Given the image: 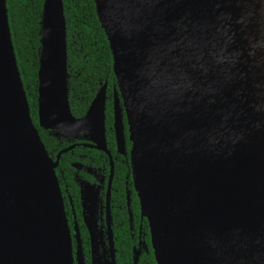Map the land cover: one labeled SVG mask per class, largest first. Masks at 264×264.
<instances>
[{
    "label": "water",
    "instance_id": "water-1",
    "mask_svg": "<svg viewBox=\"0 0 264 264\" xmlns=\"http://www.w3.org/2000/svg\"><path fill=\"white\" fill-rule=\"evenodd\" d=\"M111 55L112 129L129 167L140 215L146 219L155 264H230L201 227L156 133L134 61L107 0H92ZM182 72L181 83L201 113L204 143L215 155L218 202L230 214L236 264H264V0H150ZM185 78V79H183ZM65 26L61 0H42L36 71L37 127L48 136L85 139L112 160L104 138L105 84L85 113L68 107ZM33 125L0 0V264H73L55 167ZM207 148V147H206ZM207 148V149H208ZM208 151V150H207ZM213 155V156H214ZM136 183L138 187L136 188ZM44 193L45 201L38 199ZM83 200V203H82ZM92 264H114L109 242L102 258L92 212L80 195ZM44 212V225L40 226ZM76 258L81 263L74 229Z\"/></svg>",
    "mask_w": 264,
    "mask_h": 264
},
{
    "label": "bare ground",
    "instance_id": "bare-ground-1",
    "mask_svg": "<svg viewBox=\"0 0 264 264\" xmlns=\"http://www.w3.org/2000/svg\"><path fill=\"white\" fill-rule=\"evenodd\" d=\"M113 20L122 34L126 49L134 61L147 110L155 121L156 133L178 178L183 182L199 223L230 264L236 257L230 248V214L218 202L215 189L214 152L204 141L205 125L201 113L194 112L193 101L181 83L182 72L176 52L170 47L164 29L159 26L150 0H107ZM185 79V78H183ZM208 149H207V148ZM208 150V151H207ZM214 155V156H213ZM138 187L136 183V188ZM45 201L44 193L38 199ZM44 212L40 226L44 225Z\"/></svg>",
    "mask_w": 264,
    "mask_h": 264
},
{
    "label": "trees",
    "instance_id": "trees-1",
    "mask_svg": "<svg viewBox=\"0 0 264 264\" xmlns=\"http://www.w3.org/2000/svg\"><path fill=\"white\" fill-rule=\"evenodd\" d=\"M61 2L65 26L68 107L71 115L79 118L85 113L101 85L105 84V97L111 95L113 87L116 90V86L108 43L97 22L92 0H61ZM41 6L42 0H5L10 40L29 117L38 131L47 154L52 156L56 151L57 143L54 137L48 136L37 127L36 117V71ZM111 123V108L108 101L104 110V135L106 147L113 155ZM69 156H71L69 152L61 155L57 166V170L62 172L66 182L69 172L66 160ZM57 170L55 175L59 181ZM114 171H116L115 166ZM74 209L78 210V207ZM77 223L83 242L85 264H88V248L84 243L86 234L79 219ZM123 239L120 235L114 236L115 262L131 264L130 246L127 241L123 242Z\"/></svg>",
    "mask_w": 264,
    "mask_h": 264
},
{
    "label": "flooded vegetation",
    "instance_id": "flooded-vegetation-1",
    "mask_svg": "<svg viewBox=\"0 0 264 264\" xmlns=\"http://www.w3.org/2000/svg\"><path fill=\"white\" fill-rule=\"evenodd\" d=\"M110 102L111 119H112V93L107 95L105 103ZM105 110V104H104ZM122 125L124 136L123 153L116 151L114 134L111 123V132L113 138V155L109 152L112 160V175L108 184L109 163L103 152L90 148V142L85 139L63 140L55 139L56 151L54 155H48L54 160L58 151L72 146L66 153L71 156L67 158V182L62 176V172L57 170L59 175V190L64 207V213L67 220V226L71 236V254L73 264H77L76 258V241L74 234L76 229L78 242L81 252V263L85 264L83 254V242L80 237V230L77 219L81 222L86 234L88 248V264L91 263V245L90 237L83 222L80 195L85 198V203L90 207L92 212V222L95 224L98 244L97 251L100 256H106L105 250L109 242L112 244L113 260L115 262L114 236L120 235L130 246L131 264H155L153 261L150 238L146 219L140 215L139 204L133 189L131 172L129 167V149L130 143L127 139V126L122 112ZM105 138V135H104ZM65 144V145H64ZM106 146V141H105ZM100 153V154H98ZM103 155V157H101ZM114 166L116 171H114ZM56 174V173H55ZM56 176V175H55ZM83 203V200H82ZM78 207V210L74 208ZM77 216L79 218H77Z\"/></svg>",
    "mask_w": 264,
    "mask_h": 264
},
{
    "label": "rangeland",
    "instance_id": "rangeland-1",
    "mask_svg": "<svg viewBox=\"0 0 264 264\" xmlns=\"http://www.w3.org/2000/svg\"><path fill=\"white\" fill-rule=\"evenodd\" d=\"M59 139H63V140H66V138H64L63 136H60ZM96 242H98V240H96ZM98 253L100 254V252L98 251Z\"/></svg>",
    "mask_w": 264,
    "mask_h": 264
}]
</instances>
